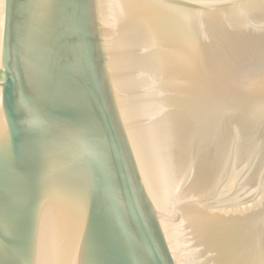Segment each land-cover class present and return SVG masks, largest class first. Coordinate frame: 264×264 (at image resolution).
Instances as JSON below:
<instances>
[{
    "label": "water",
    "instance_id": "95a60500",
    "mask_svg": "<svg viewBox=\"0 0 264 264\" xmlns=\"http://www.w3.org/2000/svg\"><path fill=\"white\" fill-rule=\"evenodd\" d=\"M0 264H264V0H0Z\"/></svg>",
    "mask_w": 264,
    "mask_h": 264
}]
</instances>
